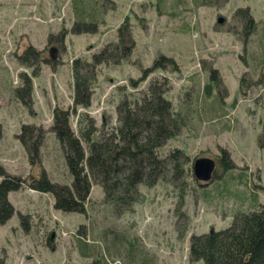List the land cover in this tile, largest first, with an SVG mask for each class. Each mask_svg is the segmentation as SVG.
<instances>
[{
	"label": "rangeland",
	"instance_id": "1",
	"mask_svg": "<svg viewBox=\"0 0 264 264\" xmlns=\"http://www.w3.org/2000/svg\"><path fill=\"white\" fill-rule=\"evenodd\" d=\"M174 2L100 0L104 17L98 32L74 34L73 0L72 4L71 0H0V166L11 176L39 175L40 164L33 166L29 161L17 134L23 124L50 130L54 108L67 109L73 103V61H90L104 45L117 44L119 29L132 54L120 65L98 66L91 106L78 109L70 119L76 133L81 115L93 119L98 129L104 123L106 131L112 129L118 123L120 89L146 90L154 79L164 77L170 86L166 97L178 112L182 106L183 111L189 109L191 99L205 89L214 72L211 91L217 98L222 96L226 110L223 126L216 117L199 124L192 110V120L162 148L163 155L180 148L190 157L186 185L177 186L170 176L154 187L141 186L138 202L122 213L104 203L98 185L91 188L86 213L57 210L51 194L25 185L11 192L8 200L14 213L0 224V258L6 264H93L97 259L107 264H139L147 256H153L155 264H203L190 260L192 235L225 229L238 210L251 205L247 200L229 199L225 193L211 200L201 195L204 187L213 189L216 176L224 174L220 160L224 149L236 165L233 174L249 176L245 196L255 194L264 204V78L255 83L264 68L254 72L264 62V0H203L197 6L194 0L177 6ZM242 9L250 11L258 30L246 43L238 17ZM60 34H65L62 44ZM29 47L41 51L49 62L40 64L38 76L18 60ZM161 56L174 59L178 70L158 68L141 81L143 71ZM23 73L32 76L30 106L15 93L22 86ZM130 79L138 80L137 88ZM41 154L53 182H72L70 174L71 180H64L69 171L54 134L48 135ZM200 158L214 163L211 183L193 175V163ZM106 230H110L107 240L101 238ZM119 235L122 240L117 239ZM80 237L87 244L85 256ZM135 238L139 243L129 260L127 242Z\"/></svg>",
	"mask_w": 264,
	"mask_h": 264
},
{
	"label": "trees",
	"instance_id": "2",
	"mask_svg": "<svg viewBox=\"0 0 264 264\" xmlns=\"http://www.w3.org/2000/svg\"><path fill=\"white\" fill-rule=\"evenodd\" d=\"M99 1L73 0L74 22L71 31L74 34L98 32V26L102 24L104 17L103 5L98 4ZM161 1L165 4L167 0ZM186 1L175 0L173 6L184 4ZM202 1L194 0L193 3L197 6ZM238 17L243 21L242 35L246 43L250 35L257 33V22L248 9L239 10ZM119 34L120 39L117 44L104 45L102 49L92 54L90 61L85 58H77L73 61L71 64L74 81L73 103L67 109L59 106L54 108L50 130L47 131L36 125H22L16 137L28 153L29 161L33 166L40 164V173L22 179L7 174L0 166V224L6 223L14 213L8 195L24 185L41 193L51 194L55 199V208L66 213H86L85 206L93 185L102 188L104 203L114 207L119 211L118 213L127 211L138 202L141 197V186L151 188L171 176V180L182 188L186 185L188 170L185 166L190 162V157L180 148L163 155L162 148L178 137L182 129L192 120V110L195 111L194 117L199 124L204 120L210 123L216 117L220 121V126L225 125L222 123L226 117L222 96L217 98L211 91V82L214 81L212 77L215 74L211 72L205 89L194 95L188 106L189 109L183 111L182 106L178 112H175L172 102L166 97L170 87L169 81L165 77L158 78L154 79L146 90L137 89V92L132 93L120 89L123 96L116 109L118 123L112 129L106 131L105 123L101 129H98L93 119L81 115L76 133L71 127L70 119L72 115L78 113V109H87L91 106L98 66L111 63L120 65L132 54V47H128L124 42L122 29H119ZM64 35L59 36L60 44L64 40ZM18 60L21 65L31 68L34 76L40 74V64L49 63L48 59L42 58V52L34 47L26 49L18 56ZM168 67L173 71L178 70L174 59L161 56L154 61L151 68L143 71L140 80L147 79L155 69ZM262 67L264 68V62L254 68V72L261 70ZM263 78L264 73L261 72L260 81L255 83H262ZM21 79L22 86L17 88L15 93L24 104L30 106L32 76L23 73ZM137 81L130 79L133 88H137L140 84ZM50 133L56 136L65 155L69 173L67 172V178L64 176V180H71L72 177V182L69 181V184L53 182L42 164L41 148ZM220 160L224 174L216 176V183L211 186L213 189L203 188L202 197L211 200L225 193L229 199L247 200L251 205L247 209L238 210L225 229L192 235L189 248L190 260L201 261L203 264H264V204L259 203L255 194L253 197L245 196V192H248L250 187L249 176L244 172L238 176L233 174L236 165L225 149L221 150ZM193 175L196 178L195 173ZM214 178L215 176L212 180ZM199 183L201 184L200 181ZM223 183L224 185H221ZM238 187L243 190L240 191ZM107 231L110 230L104 231L101 238L108 239ZM116 237L122 240L120 235ZM78 242L81 254L87 255L86 242L81 237L78 238ZM138 243L137 238L127 242L126 251L129 260L135 253ZM147 257L139 264H150V262L155 264L153 256H149L150 259ZM107 263L97 259L93 264ZM0 264L6 263L0 258Z\"/></svg>",
	"mask_w": 264,
	"mask_h": 264
},
{
	"label": "water",
	"instance_id": "3",
	"mask_svg": "<svg viewBox=\"0 0 264 264\" xmlns=\"http://www.w3.org/2000/svg\"><path fill=\"white\" fill-rule=\"evenodd\" d=\"M51 54L55 57L54 50L51 51ZM193 169L198 180L209 182L213 177L214 163L207 159H196L193 164Z\"/></svg>",
	"mask_w": 264,
	"mask_h": 264
}]
</instances>
